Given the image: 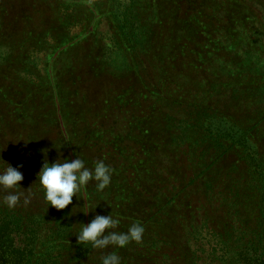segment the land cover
<instances>
[{"label":"rangeland","instance_id":"1","mask_svg":"<svg viewBox=\"0 0 264 264\" xmlns=\"http://www.w3.org/2000/svg\"><path fill=\"white\" fill-rule=\"evenodd\" d=\"M195 1L0 0V170L22 165L19 191L33 193L28 205L22 197L10 209L0 188V215L21 223L23 242L38 239L34 252L61 264H101L115 251L122 264H147L156 244L177 248L181 225L207 199L210 174L223 177L224 158L246 164L248 149L237 155L231 143L241 131L260 122L250 137L264 144L261 69L250 67L257 62L248 57L241 77H230L229 54L220 73L205 66L210 60L194 68L188 41L173 57L181 9ZM237 1L206 0L220 14V33ZM78 157L89 168L98 160L113 168L110 186L100 192L93 181L67 208L48 206L37 181L43 162ZM214 179L219 189L222 179ZM110 213L121 232L141 223L142 243L106 250L77 243L80 223Z\"/></svg>","mask_w":264,"mask_h":264},{"label":"trees","instance_id":"2","mask_svg":"<svg viewBox=\"0 0 264 264\" xmlns=\"http://www.w3.org/2000/svg\"><path fill=\"white\" fill-rule=\"evenodd\" d=\"M195 2L194 8L192 4L185 11L181 9L182 29H179L180 34L175 41L174 59L178 60L189 42L194 68L210 60L205 66L220 73L223 70L222 58L229 54L231 59L234 58L230 77H241L246 73L242 65H246L248 57H251L250 64H258L250 67L261 69L257 79L263 86L260 91L264 95V0H238L235 17L225 24V32L221 33L220 14L218 18L212 15L206 7V0ZM191 30L192 34L188 36L187 31ZM257 96L258 108H262L264 99L258 93ZM257 124L253 131H260L261 124ZM244 129L246 131L242 130L241 136L231 143L237 155L240 148L248 149L247 157L242 159L246 164L238 165L224 158L220 168L222 172L224 167L223 177L212 171V183L204 187L207 193L205 203L192 214V220L185 221L188 225L180 222L183 233L177 248L165 244L169 247L167 249L156 244L158 252L148 253L147 264H264V144L259 140L252 141L250 135L254 132ZM180 142L189 151L190 142ZM217 176L222 179L219 189L213 183ZM160 181L162 186L161 175ZM158 189L162 191L163 187ZM12 221L9 215L2 219L0 215V264H61L59 260L47 258L46 253L34 252L38 248L34 245L38 239L28 238L29 242H23L17 233L21 223ZM53 249L52 245L47 248Z\"/></svg>","mask_w":264,"mask_h":264},{"label":"clouds","instance_id":"3","mask_svg":"<svg viewBox=\"0 0 264 264\" xmlns=\"http://www.w3.org/2000/svg\"><path fill=\"white\" fill-rule=\"evenodd\" d=\"M59 160L62 162H58ZM5 164L7 166L0 170V188L8 193L3 198L4 204L10 209L15 208L23 197L24 204L28 205L33 193L27 191L26 195L19 191L22 188L20 182L24 179L23 173L19 170L22 165L13 167L7 162ZM113 173L114 169L103 160L96 161L94 167L89 168L79 157L74 160L57 159L53 163L45 159L37 174V181L44 191L48 206L63 210L73 203L74 196L80 199L78 194L86 189L90 182L96 183L97 191H104L110 186ZM80 224V230L76 233L77 243L91 245L93 249L98 250H106L109 247L124 248L132 242L142 243L145 232L144 226L139 222L132 223L126 232L118 231L120 219L111 213L107 216L97 214L91 222ZM101 264H122V260L113 251L102 256Z\"/></svg>","mask_w":264,"mask_h":264}]
</instances>
